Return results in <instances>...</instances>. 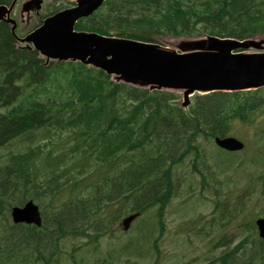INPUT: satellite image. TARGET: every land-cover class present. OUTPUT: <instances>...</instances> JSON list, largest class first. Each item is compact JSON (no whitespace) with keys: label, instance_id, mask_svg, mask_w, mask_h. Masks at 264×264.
Instances as JSON below:
<instances>
[{"label":"trees","instance_id":"1","mask_svg":"<svg viewBox=\"0 0 264 264\" xmlns=\"http://www.w3.org/2000/svg\"><path fill=\"white\" fill-rule=\"evenodd\" d=\"M76 29L145 42L204 36L243 41L264 36V0H107ZM179 102L176 93L115 83L82 63L45 66L36 51L17 49L9 26L0 24V264H58L69 238L97 250L132 215H139L128 230L133 234L114 251L119 264H138L133 260L141 251L165 261L162 242L177 168L190 160L207 190L213 166L230 170L239 156L216 147L210 154L207 147L230 136L235 124L253 126L264 116L260 91L196 95L188 111ZM258 133L263 140L264 125ZM247 154L242 165L264 161ZM258 178L264 193V175ZM217 198L220 225H236ZM30 200L41 207V228L10 219L12 207ZM252 200L248 196L247 209L259 212L244 215L237 233L216 234L203 257L184 264H264V239L255 224L264 204L258 208L261 201ZM75 251L70 259L78 264ZM106 255V263L98 261L111 264L112 252Z\"/></svg>","mask_w":264,"mask_h":264},{"label":"water","instance_id":"2","mask_svg":"<svg viewBox=\"0 0 264 264\" xmlns=\"http://www.w3.org/2000/svg\"><path fill=\"white\" fill-rule=\"evenodd\" d=\"M11 8L0 6V22L13 24L12 33L22 43L50 61L80 62L102 70L116 82L139 88L183 93L181 106L187 109L196 93L238 92L264 88V40L237 41L204 37L182 39L177 48L131 39L112 38L76 31V23L94 14L106 0H78L76 6L48 17L43 25L27 37L16 36L17 23L9 15ZM43 0H28L23 13L42 8ZM242 50L241 52H236ZM228 151L241 150L244 144L235 138L216 139ZM15 224L42 225L39 207L32 201L12 210ZM135 216L124 220L127 230ZM264 238V220L258 221Z\"/></svg>","mask_w":264,"mask_h":264},{"label":"rangeland","instance_id":"3","mask_svg":"<svg viewBox=\"0 0 264 264\" xmlns=\"http://www.w3.org/2000/svg\"><path fill=\"white\" fill-rule=\"evenodd\" d=\"M75 2H77V0H46L40 17H36L34 14L25 16L27 18L24 19L19 33L23 36L29 31L36 29L53 8H71ZM20 13L21 9L19 7L15 17L18 22H20L21 19ZM179 41L178 39L164 38L160 39L159 42L161 45L174 49L177 48ZM18 45L20 46L21 44ZM178 94L180 95V101H182V94ZM263 125L264 116L262 119H257L256 124L253 126L240 125V123L234 125L235 131L231 135L240 137L246 145L249 147L252 146L249 156L258 150L264 152V139L261 140L258 133L259 126ZM253 141L258 142V145L252 144ZM207 148L210 154H212L211 151L214 150V145L213 147L209 146ZM3 151L6 152L5 149ZM241 156L243 155H240V157ZM259 156L264 159V153H259ZM240 163L239 158L238 164L231 169V172L228 173L227 176L221 177L223 183L219 185V187H221L220 194L223 196L228 190L235 189L236 187L246 189L249 192L247 194H250L253 199L261 201L258 203V205L260 204L258 208H262V204H264V195L262 193V182L258 177L264 175V161L261 162V165L258 167H251L248 163L239 166ZM191 170L189 164H184L176 170L178 180L177 194L166 211L167 228L162 242V251L165 254V261H163L162 258L160 263L155 254L146 255L141 251V253L135 255L133 262H137L138 264H155L158 261V264H184L194 258L203 257L207 252L209 240L216 234L220 235L225 231L230 233L238 232V228H240L239 223L241 220L243 221V216H238L237 214L227 215L229 220L237 221L236 225L232 224L227 227L220 225L222 221H220L218 215L213 216V213L220 212L215 210V193L211 190L202 191L200 189L199 178L195 176ZM237 199L238 197L233 200ZM228 205L231 206L232 202ZM222 208L225 212L227 206L222 205ZM249 211L250 210L246 209V214L249 213ZM256 211L258 212L259 209ZM201 229H203V233L200 234L199 232ZM124 232L123 230L118 231L116 237L112 239L109 237L102 238L97 250L92 246H84L86 242L84 239L69 238L66 240L63 247L64 256L58 264H73L72 259H70V254L74 249H76L75 259L78 264H101L97 260L101 259V261H103L106 259V254L109 255L110 251L113 254V259L108 260L111 261V264L112 261L119 264L120 253L118 252L120 251V242L123 239L130 238L133 234L128 231ZM115 250H118V252H114ZM106 262L107 259L104 263Z\"/></svg>","mask_w":264,"mask_h":264},{"label":"bare ground","instance_id":"4","mask_svg":"<svg viewBox=\"0 0 264 264\" xmlns=\"http://www.w3.org/2000/svg\"><path fill=\"white\" fill-rule=\"evenodd\" d=\"M35 227H38V226H35ZM38 228H41V227H38Z\"/></svg>","mask_w":264,"mask_h":264}]
</instances>
